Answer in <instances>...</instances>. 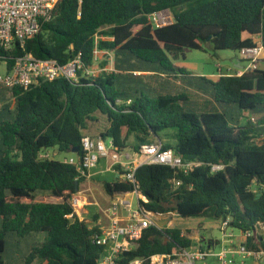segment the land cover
<instances>
[{
    "label": "trees",
    "instance_id": "trees-1",
    "mask_svg": "<svg viewBox=\"0 0 264 264\" xmlns=\"http://www.w3.org/2000/svg\"><path fill=\"white\" fill-rule=\"evenodd\" d=\"M166 10L173 23L155 26L151 16ZM254 36L264 43V0H58L52 18L27 40L25 51L61 64L81 54L84 68L78 82L58 78L12 88L13 99L0 108V264H6L11 237L34 239L25 264L100 263L106 246L95 238L102 229L81 220L72 205L87 179H77L73 165L40 158L51 148L81 152L85 131L99 115L109 124L101 137L112 138L120 150L153 144L166 132L176 145L163 144L165 150H174L184 163H201L187 172L142 165L136 184L105 181L109 196L137 190L148 200L141 204L156 214L230 217L231 226L241 231L264 225V69L242 76L226 72L216 81L199 77L216 103L236 106L238 119L221 111L187 112L184 94L150 98L130 86L137 78L124 70L83 76L94 67L96 48L133 57L154 69L150 72L187 74L176 64L186 59V49L241 52L258 45ZM22 53L16 48L1 60L9 70ZM242 118L248 120L242 123ZM170 129L176 133H167ZM213 165L223 169L214 172ZM192 244L182 229L150 226L114 264H151L154 255ZM248 246L264 249L263 236L249 239Z\"/></svg>",
    "mask_w": 264,
    "mask_h": 264
},
{
    "label": "built area",
    "instance_id": "built-area-1",
    "mask_svg": "<svg viewBox=\"0 0 264 264\" xmlns=\"http://www.w3.org/2000/svg\"><path fill=\"white\" fill-rule=\"evenodd\" d=\"M78 1L82 2V0ZM57 2L58 0H0V59L11 55L16 48L23 51L21 55L14 58L11 69L4 75L0 74V84L10 89L15 87L28 89L43 80L66 78L73 82L79 81V72L84 68L81 54L68 63L61 64L56 59L35 58L25 51L27 40L39 34L43 23L52 18ZM162 14L163 12H159L154 15ZM162 20L167 18L162 17ZM241 52L249 64L237 72L239 76L260 69V60L264 52L262 41L255 47L244 48ZM100 53L101 50L96 48L95 61ZM86 75L96 76V72L93 68L87 69L83 71V76ZM57 153L52 155L49 150H45L40 154V158L56 159ZM61 161L76 167L77 179L91 178L92 171L104 161L107 168L103 173L120 167L125 170V173L121 174L123 180L133 184H136L137 169L145 164L167 165L185 172L201 164L184 163L182 157L174 150H165L161 141L142 144L139 149L132 147L120 150L112 138L91 136H85L82 139L81 152L73 153L72 157H65ZM221 169H223L222 165L212 167L214 172ZM180 184L181 182L175 181L176 186ZM134 194L138 197L137 206L129 200V197ZM141 201L148 203L147 198L137 190L111 197L110 206L107 209L110 224L102 229V235L95 238L98 244L106 246L102 256L106 264H114V259L119 252L135 248L144 230L150 226H157L154 219L164 215L147 210ZM72 205L75 213L84 220L81 217L87 205L86 198L78 192L72 199ZM231 222L230 217L220 220L222 240L208 241L205 238H196L190 247L179 248L172 254L152 256L151 264H198L206 261L208 263L204 264H264V249L257 250L248 246L249 239L263 236L264 225L258 224L252 230L241 231L232 227ZM131 264H141V261L136 260Z\"/></svg>",
    "mask_w": 264,
    "mask_h": 264
},
{
    "label": "rangeland",
    "instance_id": "rangeland-1",
    "mask_svg": "<svg viewBox=\"0 0 264 264\" xmlns=\"http://www.w3.org/2000/svg\"><path fill=\"white\" fill-rule=\"evenodd\" d=\"M162 17H166L167 20H162ZM151 21L155 26L158 25H168L170 22H173V17L170 13L167 11H163V14L153 15L151 17ZM105 40H110L109 37H102ZM240 53L235 52L231 50H223V51H217L215 52L213 49L206 47L205 51H198V50H192L188 53V62H193L198 66V69L195 70L197 73H203L204 71H212L215 73H219V67L220 66H227L231 63V57L234 56V54ZM102 55V54H100ZM137 62H139L137 59H135ZM249 64V61H246V65ZM264 67V66H263ZM8 71L7 64L5 61L0 59V74H6ZM191 71V70H190ZM193 72V71H192ZM201 88H200V94L201 97L194 98L189 97L190 100L183 103L184 109L187 112H194L196 114H201L207 111H221L222 113H225L228 115L229 118L238 119L239 114L236 106H227V105H219L216 102H213L212 100V94L211 88L205 84L202 80H198ZM130 86L135 87L138 90H142L145 95L149 96L150 98H155L158 96H174L177 93H180L181 90L176 86V89L171 86V90H175L174 92L169 89V84L166 80H159V77L157 76H150V77H143L141 79H133L130 81ZM209 87V88H208ZM169 93V94H168ZM174 93V94H173ZM12 96L10 99L5 102L9 103L12 100ZM246 117L253 118L250 113H244ZM242 123L246 122V118H242ZM106 118L104 116H98V120L95 122H91L89 126V130L85 131V134L89 133V135L93 138L98 137V131L103 129L105 126ZM167 133L175 134L176 131L174 129H170L167 131ZM157 141H161L163 144H169L172 148L176 145V139L173 137H167L166 132L161 133L157 137ZM132 143L136 144V140L133 137ZM49 152L54 155L56 152L55 148L49 149ZM58 152V151H57ZM72 153H61L58 152L55 156L56 159L62 160L65 157H72ZM101 179V180H100ZM93 181V189L87 191V198L88 202L86 205L87 213L83 214V218L87 221L89 225H93L96 220L98 221V218L100 215L97 212L100 211V208L95 206V203H99L100 199L103 198L104 200L109 201V195L106 193L104 188V182H115V179L111 177L107 178H96L92 179ZM87 188L86 183L82 184V189L84 190ZM129 200L133 202L135 206L138 204V197L136 194L131 195L129 197ZM101 203V202H100ZM156 225L159 228H170L175 227L182 229L184 231V234L188 236L193 241L196 240V238L200 239H206L208 241H216V240H222V232L220 231V221L215 220L213 218H206V217H191L186 218L180 216L177 212H171L168 214H164L163 216L159 217L158 219H154ZM40 241H44V236L39 237ZM34 243L33 238H17V237H11L9 248L6 254L4 255V260L6 264H25V258L29 254L31 246ZM263 243H264V233H263ZM210 262V261H209ZM208 263L206 262H199L198 264H204ZM34 264H39L38 262H35ZM99 264H106L103 259L100 260Z\"/></svg>",
    "mask_w": 264,
    "mask_h": 264
},
{
    "label": "crops",
    "instance_id": "crops-1",
    "mask_svg": "<svg viewBox=\"0 0 264 264\" xmlns=\"http://www.w3.org/2000/svg\"><path fill=\"white\" fill-rule=\"evenodd\" d=\"M253 39L258 44H260L262 41L260 36H254ZM110 40H112V39H110ZM190 51H192V50L187 51V57L185 60L176 63L179 67L183 68L187 72V74L175 73V74L167 75V74L159 73L157 71H153V72H155V73H153V72H150L149 70H154V69L150 68L149 66L142 63L139 60H138L139 62H137L135 60V58H133V57L126 56L123 54H119L116 56V54L114 52L102 51V50L100 53L102 55H99L97 60L95 61L93 71L96 72V75H97L102 70H105L106 72H109V73L117 72L119 70H124L125 74H127V75L134 74V76L137 79L138 78L140 79L141 77H145V76L146 77L152 76V75L157 76V77H159V80H166L167 83L170 85L169 89H167V91L170 92L172 85L175 89L177 86L179 88V90H181V91H180V93H177L175 95L184 94L186 97V100L189 101L190 100L189 97H194L195 99L201 97V94H200L201 86L198 82V80H200L199 77H205L209 80L216 81L222 75H224L226 72L227 73H233L235 71L238 72L239 70L248 66V65H246L247 59L245 58L244 54L242 52H240V53L234 54V56L231 57V59H230L231 63L229 65L220 66L219 67V73H215L212 71H208V72L204 71L203 73H197L195 70L198 69V66L193 62H188V53ZM263 66H264V52L262 53V58L260 60V69H264ZM131 79H133V78H131ZM205 84H207V83H205ZM171 91L174 92L175 90H171ZM211 91L213 92L212 89H211ZM11 94H12V92H11L10 88L6 87L3 84H0V108L7 104L5 102H7L10 99V97L12 96ZM166 96H170V95H166ZM211 98H212L213 102H215L214 93L212 94ZM99 116H101V115H99ZM251 119H254V117ZM247 120L248 119L246 118V121ZM108 127H109V124L106 121L104 128L98 131V134H99L98 137H101V132L105 131V129ZM86 136H90L89 133H87ZM57 151L58 150L56 149V152ZM106 168H107L106 162H104V161L101 162L100 165L92 171V177L87 179L84 182V183H86L87 188H85L83 190L81 187V190L79 191V193H81L86 198L87 202H88V198L86 195L88 194L87 193L88 190L90 191L93 189V181H91L93 178L96 179V178H103V177L104 178L111 177V178L115 179V181L123 180V177L121 176V174L117 170L105 171L103 173V171L106 170ZM111 197L112 196L109 197V199H108L109 201L101 198L99 203H95V206L100 208V211L97 210V212H96L100 215V217L98 218V221L94 222L93 225H91V226L97 225V226H100L101 229H104L107 226H109L110 218H109L107 209L110 206ZM87 212L88 211L85 207V210H83V212H82L81 218H83V214H85Z\"/></svg>",
    "mask_w": 264,
    "mask_h": 264
},
{
    "label": "water",
    "instance_id": "water-1",
    "mask_svg": "<svg viewBox=\"0 0 264 264\" xmlns=\"http://www.w3.org/2000/svg\"><path fill=\"white\" fill-rule=\"evenodd\" d=\"M168 13H169V15H170V11L169 10H166ZM171 23H173V22H170L169 24H171ZM168 24V25H169ZM160 26H164V25H159V27ZM186 51H189V49H186ZM80 151V148H75V149H73L72 150V153H78Z\"/></svg>",
    "mask_w": 264,
    "mask_h": 264
}]
</instances>
